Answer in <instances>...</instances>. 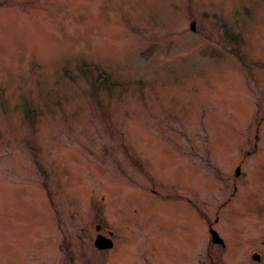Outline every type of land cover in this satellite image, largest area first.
Here are the masks:
<instances>
[{
    "label": "rangeland",
    "instance_id": "374dc122",
    "mask_svg": "<svg viewBox=\"0 0 264 264\" xmlns=\"http://www.w3.org/2000/svg\"><path fill=\"white\" fill-rule=\"evenodd\" d=\"M263 60L264 0H0V264H264Z\"/></svg>",
    "mask_w": 264,
    "mask_h": 264
},
{
    "label": "flooded vegetation",
    "instance_id": "af4514ba",
    "mask_svg": "<svg viewBox=\"0 0 264 264\" xmlns=\"http://www.w3.org/2000/svg\"><path fill=\"white\" fill-rule=\"evenodd\" d=\"M264 61V60H263ZM236 173H238L239 174V172H238V170L236 169ZM216 219H217V217H216ZM95 226L97 227V230H96V234L98 233V232H100V233H103V234H110V232H109V229L110 228H105V227H100V225H99V223L98 222H95ZM218 227V226H217ZM216 226H214V225H210L209 226V230L211 231V240L213 241V243H218L219 244V246H220V250L219 251H216L215 253H213L212 255L215 257V259H219L220 257H221V254H222V252H223V250H225V248H226V246H227V244H228V241L229 240H227L228 238H227V236H226V234H225V230L224 229H222V228H220V227H218L217 228ZM217 231V232H216ZM224 231V232H223ZM112 237H113V234H110ZM112 247V246H111ZM111 247H103V248H111ZM222 248V249H221ZM254 250H257V251H259V255L257 256V257H255L254 255H253V251ZM218 252V253H217ZM251 253H252V257L254 258V259H252V261L254 262V260H262L263 259V252L259 249V248H257V247H253L252 249H251ZM215 254H218L217 256H215ZM215 261H217V262H220V260H215Z\"/></svg>",
    "mask_w": 264,
    "mask_h": 264
},
{
    "label": "water",
    "instance_id": "95a60500",
    "mask_svg": "<svg viewBox=\"0 0 264 264\" xmlns=\"http://www.w3.org/2000/svg\"><path fill=\"white\" fill-rule=\"evenodd\" d=\"M192 26L194 27V22H192ZM96 244L99 246H109L112 244V241H109L107 239V237L103 236V235H99L97 236L96 240H95Z\"/></svg>",
    "mask_w": 264,
    "mask_h": 264
},
{
    "label": "trees",
    "instance_id": "16d2710c",
    "mask_svg": "<svg viewBox=\"0 0 264 264\" xmlns=\"http://www.w3.org/2000/svg\"><path fill=\"white\" fill-rule=\"evenodd\" d=\"M99 68V67H98ZM103 73V71H98L97 75H101Z\"/></svg>",
    "mask_w": 264,
    "mask_h": 264
}]
</instances>
